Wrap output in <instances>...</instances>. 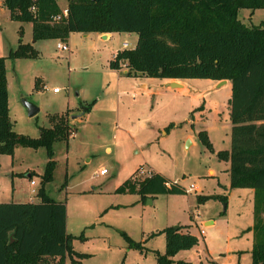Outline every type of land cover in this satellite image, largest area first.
Segmentation results:
<instances>
[{
    "label": "rangeland",
    "instance_id": "1",
    "mask_svg": "<svg viewBox=\"0 0 264 264\" xmlns=\"http://www.w3.org/2000/svg\"><path fill=\"white\" fill-rule=\"evenodd\" d=\"M56 1L61 6L67 2ZM238 19L246 27L258 26L264 22V9H240ZM24 27L23 42L31 44L38 55L5 60L14 132L36 139L40 128L51 126V116L67 109L78 115L85 102L96 101L83 120L72 126L74 135L67 142L53 144V179L45 186L49 198L66 205V232L73 237V251L89 255L73 257L76 263L156 264L152 251L163 254L165 245L160 232L182 226L198 244L172 260L251 264V238L243 234L252 224L249 191L230 189L228 165L216 156L230 149L225 135L230 126L226 118L230 86L186 80L173 81L184 85V90H168L164 80L131 78L111 71L108 64L113 54L124 42L136 38L135 34L113 33L103 40L97 34L74 33L69 44L53 40L33 44L30 25ZM18 31L19 24L10 21L8 10L1 9L0 57H8L17 48ZM58 43L68 45L69 50H57ZM53 88L60 93L53 94ZM200 94L205 96L192 108ZM23 101L39 112L28 117ZM200 131H207L213 153L200 142ZM48 161L44 148L17 147L13 157L2 156L0 202H37L30 180L36 183L33 189L37 192ZM101 170H106L104 176L99 175ZM135 170L133 181L143 180L151 170L184 190L192 185L193 191L158 195L145 202L136 194L116 193ZM199 196L213 198L199 202ZM204 222L213 225L205 227ZM121 233L139 243L142 250L129 248ZM66 258L65 264H73Z\"/></svg>",
    "mask_w": 264,
    "mask_h": 264
},
{
    "label": "trees",
    "instance_id": "2",
    "mask_svg": "<svg viewBox=\"0 0 264 264\" xmlns=\"http://www.w3.org/2000/svg\"><path fill=\"white\" fill-rule=\"evenodd\" d=\"M3 6L11 21L31 23L33 43L66 42L71 33L135 34L134 48L118 51L108 64L114 71L124 66L126 77L230 82V149L216 156L229 162L230 189L253 190V223L245 232L252 233L251 264H264V22L246 27L238 19L240 9H264V0H67L68 15L58 21L55 18L61 9L56 0H3ZM37 55L31 44L22 42L19 31L17 48L8 57H0V157H13L15 149L22 147L44 148L49 159L40 178L37 202L0 203V264H64L66 257L77 264L73 257L89 255L73 251V237L66 232V205L45 192L53 179V144L67 142L73 133L70 110L51 116V126L40 128L36 139L14 132L9 118L5 60ZM94 104L85 105L82 114ZM198 138L214 152L205 131ZM29 176L31 179L32 174ZM132 178L115 192L136 194L142 202L158 195L186 193L158 173L141 181ZM211 198L197 199L205 202ZM184 228L167 227L160 232L165 249L163 254L152 251L156 264H192L172 260L198 244ZM121 236L129 248L142 250L125 233Z\"/></svg>",
    "mask_w": 264,
    "mask_h": 264
},
{
    "label": "crops",
    "instance_id": "3",
    "mask_svg": "<svg viewBox=\"0 0 264 264\" xmlns=\"http://www.w3.org/2000/svg\"><path fill=\"white\" fill-rule=\"evenodd\" d=\"M57 2V1H56ZM57 4H58V6H59V8L61 9V11L62 10H64V9H67V2H66V5L65 6H61V5H59V3L57 2ZM1 9H6L4 6H3V0H0V10ZM7 10V9H6ZM8 18L10 19V16H9V11H8ZM10 21H11V19H10ZM12 22H15V21H12ZM15 23H18L19 24V31H21L22 32V42H23V39H24V35H25V27L24 26H26V25H30V27H31V38H32V25H31V23H20V22H15ZM19 31H18V34H19ZM74 33H71L70 35H69V38H68V40L65 42V43H67V44H69L70 43V39H71V37H72V35H73ZM79 34H81V33H79ZM91 34H95V33H91ZM83 35H85V37H87L88 35H90V34H83ZM97 36L100 38V39H102V35H99V34H97ZM106 39L105 40H107V39H109L110 37H111V34H106ZM104 40V39H103ZM53 41H55V42H59V41H57V40H53ZM136 41H137V36H136V38H131V39H129V40H127L126 42H128V44H133L134 46H135V44H136ZM126 42H124L123 44H122V48H121V50H123V49H130L127 45H126ZM24 43V42H23ZM32 43H33V41H32ZM35 43V42H34ZM33 43V44H34ZM24 44H26V43H24ZM59 44V43H58ZM57 44V45H58ZM57 45H56V47H57ZM132 48H134V47H132ZM117 53V52H116ZM116 53H114L113 54V56L116 54ZM6 69V68H5ZM111 71H113V72H116V73H118V72H122L123 73V75H125V73L127 72V70L125 69V68H123V69H121V70H119V71H114V70H111ZM141 78H144V77H141ZM173 81H178V80H164V84H165V87L168 89V90H170L168 87V84L169 83H171V82H173ZM215 83H219V82H215ZM38 86H39V83L37 84ZM223 86H227V87H229L230 86V90H231V84H230V82H228V81H225V84L223 85ZM42 87H44V86H42ZM181 87H183V89L182 90H184V85H182ZM7 89H8V87H7ZM52 92V91H51ZM60 93V92H59ZM59 93H53V94H55V95H58ZM199 96V99L194 103V106L192 107V108H195L196 106H198V102H199V100H202V96H205V95H202V94H200V95H198ZM230 97H231V94H230V96H229V98L227 99V101L230 99ZM8 100H9V93H8ZM9 102V101H8ZM95 103H96V101H95ZM88 103H84V105L83 106H81V108H80V110H79V114L78 115H73L72 113H71V111L69 112V114H68V119H69V123H70V125H72V126H75L76 124V122H78V124H79V122H81L82 120H83V117L86 115V113L85 114H82V112H83V109L85 108L84 106L85 105H87ZM211 104V103H210ZM213 104V103H212ZM215 104V103H214ZM228 104V103H227ZM216 106H217V104H215ZM8 107H9V104H8ZM67 110H70V109H67ZM90 112V111H89ZM229 110H228V112H227V114H226V118H227V124H229L230 122H229ZM62 115V114H61ZM193 123V122H192ZM227 124H226V126H227ZM76 127V126H75ZM230 130H231V125L227 128L226 127V133H225V135L228 137V142L230 143ZM229 131V132H228ZM207 132V131H206ZM72 135H74V132L71 134V136ZM70 136V137H71ZM69 137V138H70ZM214 151H215V149H213ZM109 150H107V152H108ZM225 151H229V149L228 150H225ZM2 157V156H1ZM1 157H0V162H1ZM223 162V161H222ZM224 163H226L228 166H227V169H226V172L228 173V175H229V162H224ZM0 167H1V163H0ZM137 170H135L134 172H133V174L131 175V176H133L134 175V173L136 172ZM100 173V172H99ZM146 173H149L148 174V176H150L151 174H154V173H158V172H154V171H151V170H149V171H147ZM158 174H160V173H158ZM209 174L211 175V174H213V172L212 171H209ZM160 175H162V174H160ZM101 176H104V175H101ZM130 176V177H131ZM147 176V177H148ZM163 176V175H162ZM164 177V176H163ZM165 178V177H164ZM29 179H30V176H29ZM249 192H248V195H247V199L248 200H250L251 199V201H253V190H250V189H247ZM36 191V190H35ZM193 190H191L190 192H192ZM37 193V192H36ZM186 194H188V193H186ZM35 196H36V194H34ZM12 198H13V195H12ZM17 201V200H16ZM10 202H13V203H27V201H24V202H20V201H17V202H15V201H6V202H0V203H10ZM32 202V201H31ZM67 220H68V217H67V211H66V230H67ZM252 223H253V220H252ZM203 225L205 226V227H210V226H212L213 225V222H204L203 223ZM252 226V224L248 227V228H250ZM247 228V229H248ZM246 229V230H247ZM245 230V231H246ZM244 231V233L243 234H245V235H248L250 238H251V243H252V233L251 232H245ZM203 234H204V231H203ZM164 249H165V245H164ZM251 249H252V246H251ZM182 252V251H181ZM250 252H251V250H250ZM250 252L248 251V253L250 254ZM164 253V252H163ZM180 253V252H179ZM67 259V258H66ZM66 259H65V261H66ZM173 259V258H172ZM250 259H251V256H250ZM173 261H175V260H173ZM176 261H178V260H176ZM179 261H181V260H179ZM210 262H214V263H216V264H218L217 263V261H214V260H210ZM66 263V262H65ZM64 263V264H65Z\"/></svg>",
    "mask_w": 264,
    "mask_h": 264
},
{
    "label": "built area",
    "instance_id": "4",
    "mask_svg": "<svg viewBox=\"0 0 264 264\" xmlns=\"http://www.w3.org/2000/svg\"><path fill=\"white\" fill-rule=\"evenodd\" d=\"M68 15V11L67 9H64L61 11V14L59 17H56L55 19L58 21L62 18H66ZM57 50L61 51V52H66L69 50L68 45H62V44H58L56 47ZM52 93H59V89L58 88H53ZM106 174V170H101L99 175H105ZM30 186L32 187V194H37L36 191L33 189L36 186V183L32 180H30ZM167 187H169V185H167ZM191 190H193V186L191 185V187L187 190H185L186 193H189ZM200 233L203 234V230H200Z\"/></svg>",
    "mask_w": 264,
    "mask_h": 264
},
{
    "label": "water",
    "instance_id": "5",
    "mask_svg": "<svg viewBox=\"0 0 264 264\" xmlns=\"http://www.w3.org/2000/svg\"><path fill=\"white\" fill-rule=\"evenodd\" d=\"M89 1H94V0H89ZM106 38H107L106 35H102V39L105 40ZM224 84H225V81H220L219 82V85H224ZM168 86L171 87V88L181 87V85H178L175 82L169 83ZM23 106L27 110L28 117H33V116H35L39 112V109H37L33 105L29 104L28 102L23 101ZM188 143H189V141H188ZM27 177L29 178V175Z\"/></svg>",
    "mask_w": 264,
    "mask_h": 264
}]
</instances>
